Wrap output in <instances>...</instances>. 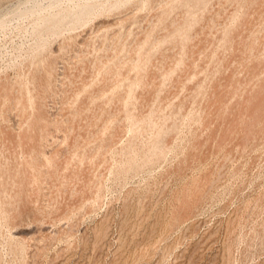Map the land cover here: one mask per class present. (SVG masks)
<instances>
[{"label":"rangeland","instance_id":"374dc122","mask_svg":"<svg viewBox=\"0 0 264 264\" xmlns=\"http://www.w3.org/2000/svg\"><path fill=\"white\" fill-rule=\"evenodd\" d=\"M118 1L0 0V264H264V0Z\"/></svg>","mask_w":264,"mask_h":264},{"label":"bare ground","instance_id":"6f19581e","mask_svg":"<svg viewBox=\"0 0 264 264\" xmlns=\"http://www.w3.org/2000/svg\"><path fill=\"white\" fill-rule=\"evenodd\" d=\"M46 1H48V5H45V2ZM62 0H27V2H30V3H32V5L30 6V7H28V8H26V9H21L19 12H17V14H19L20 16H23V17H25V16H27L28 14V12L30 13V15L32 16L33 14H36L37 15V18H36V20H35V22H34V27H35V29L37 28H41V36H40V38L43 40V39H45L44 37V28H46V27H49V25L54 21V20H56V21H54V23H53V26H55V25H57L59 22H61L65 17H67V18H69L70 20H69V22H68V24H71L72 23V21H75V20H77V22H79L78 20H82V18L83 17H85V16H87L88 14H90L91 12H93V10L95 9L93 6H94V4H92L93 6H91L90 4H88L87 2H85L84 4H81L82 2H81V0H66V2H67V8H65V10L63 9V10H61V11H58V12H52L53 10H52V8H54V7H59L58 5L60 4V2H61ZM87 1V0H86ZM89 1V0H88ZM91 1V0H90ZM110 1V0H109ZM119 1H121V0H119ZM118 1V2H119ZM130 1V0H129ZM132 1V0H131ZM133 1H135V0H133ZM163 1V0H162ZM26 2V1H25ZM63 2V1H62ZM61 2V3H62ZM65 2V3H66ZM101 2V1H100ZM105 2V1H104ZM116 2V1H115ZM125 2H126V0H125ZM125 2H123V4L125 3ZM128 2V1H127ZM148 2V1H147ZM146 2V3H147ZM24 3V2H23ZM108 3V2H107ZM106 3V4H107ZM122 3V2H121ZM130 3V2H129ZM141 3H142V1H141ZM144 3H145V1H144ZM25 4V3H24ZM113 4V3H112ZM114 4H116V3H114ZM118 4V3H117ZM128 4V3H127ZM173 4V3H172ZM61 5V4H60ZM63 5V4H62ZM97 5V4H96ZM99 5V4H98ZM109 5H110V3H109ZM133 5V4H132ZM131 5V6H132ZM143 5H145V4H143ZM207 5H208V3H207ZM23 6V5H22ZM21 6V7H22ZM114 6V5H113ZM119 6V5H118ZM262 6V5H261ZM26 7V6H25ZM96 7H99V6H96ZM111 7V6H110ZM110 7H108V8H110ZM126 7V6H125ZM146 7H148V5L146 6ZM176 7V6H175ZM205 7V6H204ZM104 8V7H103ZM119 8V7H118ZM62 9V8H61ZM98 9V8H97ZM107 9V8H106ZM111 9V8H110ZM109 9V10H110ZM115 9V8H114ZM117 9V8H116ZM52 10V11H51ZM100 10V9H99ZM112 10V9H111ZM154 10V9H153ZM167 10V9H166ZM196 10V9H195ZM16 11V10H15ZM18 11V10H17ZM48 11V12H47ZM102 11V10H101ZM105 11H108V10H105ZM113 11V10H112ZM117 11V10H116ZM237 11V10H236ZM118 12V11H117ZM153 12V11H152ZM196 12V11H195ZM99 13H101V12H99ZM111 13V12H110ZM113 13V12H112ZM166 13V12H165ZM10 14V13H9ZM16 14V13H15ZM102 14V13H101ZM193 14V13H192ZM35 15V16H36ZM93 15H94V13L92 14V17H93ZM10 16V15H9ZM96 16V15H95ZM170 16V15H169ZM2 17H4V16H2ZM8 17V16H7ZM89 17V16H88ZM125 17V16H124ZM5 18V17H4ZM10 18V17H9ZM74 18H75V20H74ZM97 18H98V16H97ZM172 18V17H171ZM13 19V18H12ZM18 19H19V17H18ZM23 19V18H22ZM25 19H27V18H25ZM29 19H30V17H29ZM89 19V18H88ZM11 20V19H10ZM15 20V19H14ZM28 20V19H27ZM81 20H80V22H81ZM84 20H86V21H88L87 20V18L86 19H83V21ZM90 20V19H89ZM5 21H9V19L7 20L6 18H5ZM66 21V20H65ZM92 21H94V20H92ZM170 21V20H169ZM64 22V21H63ZM76 22V21H75ZM115 22V21H114ZM120 22V21H119ZM7 23V22H6ZM11 22H9V24H10ZM257 23V22H256ZM2 24H4V23H2ZM67 24V23H66ZM67 24V25H68ZM79 24H81V23H79ZM85 25H86V23H84ZM89 24V23H88ZM5 25V24H4ZM73 25H75L74 23H73ZM1 26V25H0ZM59 26V25H58ZM64 26V25H63ZM69 26V25H68ZM76 26V25H75ZM57 26H55V28H56ZM83 27V26H82ZM85 27V26H84ZM0 28H2V27H0ZM6 28V27H5ZM33 28V27H32ZM51 27H49V29H50ZM54 28V27H53ZM165 28V27H164ZM2 29H4V28H2ZM58 29V28H57ZM65 29V28H64ZM67 29V28H66ZM69 29V28H68ZM53 30V29H52ZM56 30V29H55ZM59 30H60V28H59ZM61 30H62V28H61ZM61 30H60V32H61ZM47 31H49L48 30V28H47ZM50 31H51V29H50ZM64 31V30H63ZM76 31V30H75ZM38 32V31H37ZM59 32V31H58ZM47 33H49V32H47ZM53 33H54V30H53ZM250 33V32H249ZM55 34H56V32H55ZM54 34V36H56ZM47 35H49V34H47ZM51 35V34H50ZM176 35V34H175ZM209 36V35H208ZM184 37V36H183ZM203 37V36H202ZM40 38H39V40H40ZM47 39H49L48 37H46ZM149 38V37H148ZM34 39V38H33ZM39 40H37V41H39ZM148 40V39H147ZM196 40V39H195ZM45 41H46V39H45ZM44 43V42H43ZM48 43V42H47ZM162 43V42H161ZM42 44V43H41ZM43 45V44H42ZM46 45V44H45ZM33 46V45H32ZM36 46H38V45H36ZM46 47V46H45ZM65 47V46H64ZM41 48V47H40ZM37 50V49H36ZM41 50H44V48L43 49H41ZM34 52V51H33ZM46 52V51H45ZM37 54V53H36ZM141 54V53H140ZM28 55V54H27ZM40 55V54H39ZM29 56V55H28ZM31 56H32V54H31ZM39 57V56H38ZM31 58V57H30ZM59 58V57H58ZM27 59V58H26ZM32 59H33V57H32ZM39 59V58H38ZM100 59V58H99ZM35 60H37L36 58H35ZM24 61V60H23ZM28 61V60H27ZM33 61V60H32ZM46 61V60H45ZM100 61V60H99ZM143 61V60H142ZM180 61V60H179ZM31 62V61H30ZM43 62V61H42ZM24 63V62H23ZM33 63V62H32ZM36 63V62H35ZM38 63V62H37ZM37 63H36V65H37ZM137 63V62H136ZM15 65H17L16 63H14ZM22 64V63H21ZM122 64V63H121ZM132 64H133V62H132ZM23 65V64H22ZM34 66V65H33ZM43 66H44V64H43ZM45 66H46V64H45ZM51 66V65H50ZM131 66V65H130ZM181 66V65H180ZM25 67V66H24ZM23 68V67H22ZM40 68H41V66H40ZM47 69V68H46ZM82 69V68H81ZM139 69V68H138ZM28 70V69H27ZM32 70V69H31ZM20 71V70H19ZM88 71V70H87ZM130 71H132V70H130ZM21 72V71H20ZM44 72H45V70H44ZM26 73H27V71H26ZM52 72H50V74H51ZM79 73V72H78ZM21 74V73H20ZM20 74H18L19 76H20ZM34 75H35V73H33ZM109 75V74H108ZM144 75V74H143ZM26 76V75H25ZM36 76V75H35ZM79 76V75H78ZM21 77V76H20ZM27 77V76H26ZM38 77V76H37ZM88 77V76H87ZM116 77V76H115ZM24 78V77H23ZM51 78V77H50ZM113 78V77H112ZM33 79V78H32ZM46 79V78H45ZM58 79V78H57ZM30 80V79H29ZM37 80V79H36ZM164 80V79H163ZM24 81V80H23ZM64 81V80H63ZM37 82V81H36ZM49 82V81H48ZM17 84H18V82H16ZM30 83V82H29ZM135 83V82H134ZM38 84V83H37ZM36 84V85H37ZM26 85V84H25ZM31 85V84H30ZM34 85V84H33ZM100 85V84H99ZM24 86V85H23ZM38 86V85H37ZM51 86V85H50ZM53 86V85H52ZM33 87H35V86H33ZM54 87V86H53ZM71 88V87H70ZM52 89V88H51ZM135 89V88H134ZM30 90H31V88H30ZM40 90V89H39ZM53 90V89H52ZM34 91V90H33ZM99 91V90H98ZM27 92H29V91H27ZM46 93H47V91H45ZM45 92H44V95H45ZM21 93V92H20ZM31 93V92H30ZM37 93H38V91H37ZM72 93V92H71ZM216 93V92H215ZM21 95V94H20ZM30 95V94H29ZM34 95V94H33ZM32 95V96H33ZM42 95V94H41ZM76 95V94H75ZM0 96H2V95H0ZM7 96V95H6ZM25 96V95H24ZM3 97V96H2ZM1 97V98H2ZM20 97V96H19ZM39 97V96H38ZM54 97V96H53ZM22 98V97H21ZM133 98V97H132ZM5 99V98H4ZM41 99V98H40ZM44 99V98H43ZM66 99V98H65ZM30 100H31V97H30ZM87 100V99H86ZM89 100V99H88ZM131 100V99H130ZM36 101V100H35ZM48 101V100H47ZM25 102V101H24ZM32 102H33V98H32ZM32 102H31V104H32ZM131 104V103H130ZM32 106V105H31ZM30 106V107H31ZM34 106V105H33ZM32 106V107H33ZM64 106V105H63ZM128 106V105H127ZM39 107V106H38ZM97 108V107H96ZM103 109V108H102ZM134 109V108H133ZM34 110V109H33ZM32 110V111H33ZM100 110V109H99ZM110 110V109H109ZM89 111V110H88ZM142 111V110H141ZM36 112V111H35ZM110 112V111H109ZM19 113V112H18ZM47 113V112H46ZM134 113V112H133ZM96 114V113H95ZM151 115V114H150ZM9 116V115H8ZM30 116V115H29ZM131 116V115H130ZM93 117V116H92ZM137 117V116H136ZM1 118V117H0ZM150 118H152V117H150ZM78 121V120H77ZM132 121H134V120H132ZM5 122V121H4ZM55 122V121H54ZM60 122V121H59ZM150 122V121H149ZM56 123V122H55ZM51 124V123H50ZM136 124V123H135ZM149 124V123H148ZM153 125H155V124H153ZM136 127V126H135ZM139 127V126H138ZM141 127V126H140ZM154 127V126H153ZM26 128V127H25ZM51 129V128H50ZM82 129V128H81ZM133 129V128H132ZM25 130V129H24ZM166 130V129H165ZM112 132V131H111ZM157 132H158V130H157ZM158 134V133H157ZM156 135V134H155ZM27 138V137H26ZM78 140V139H77ZM11 142V141H10ZM47 142V141H46ZM28 143V142H27ZM158 143V142H157ZM1 145V144H0ZM156 146V145H155ZM40 147V146H39ZM72 147V146H71ZM3 148V147H2ZM41 148V147H40ZM75 148V147H74ZM153 148V147H152ZM155 148H157V147H155ZM155 150V149H154ZM2 151V150H1ZM34 152V151H33ZM71 152V151H70ZM1 153V152H0ZM7 156V155H6ZM45 156H47V155H45ZM4 157V156H3ZM8 158V157H7ZM100 158V157H99ZM5 159V158H4ZM9 159V158H8ZM49 159V158H48ZM76 160V159H75ZM8 161V160H7ZM7 161H6V164H7ZM99 161V160H98ZM40 162H41V160H40ZM1 164V163H0ZM46 164V163H45ZM41 165V164H40ZM5 166V165H4ZM26 166H28V165H26ZM30 166V165H29ZM76 166V165H75ZM1 167V166H0ZM6 167V166H5ZM4 167V168H5ZM24 168V167H23ZM75 168V167H74ZM39 169V168H38ZM50 169V168H49ZM73 170V169H72ZM33 171V170H32ZM50 171V170H49ZM29 174V173H28ZM76 174V173H75ZM82 177V176H81ZM89 177V176H88ZM47 179V178H46ZM78 180V179H77ZM44 181V180H43ZM48 181V180H47ZM64 182H66V181H64ZM1 183V182H0ZM3 186V185H2ZM30 186V185H29ZM28 186V187H29ZM38 187V186H37ZM80 187V186H79ZM36 189V188H35ZM21 193V192H20ZM39 193V192H38ZM29 195V194H28ZM29 198V197H28ZM15 199V198H14ZM11 201V200H10ZM64 201V200H63ZM27 202V201H26ZM10 203V202H9ZM54 209V208H53ZM43 210V209H42ZM4 211V210H3ZM42 213V212H41ZM1 215V214H0ZM48 215V214H47ZM4 217V216H3ZM29 217V216H28ZM36 218V217H35ZM34 221V220H33ZM4 223V222H3ZM8 223V222H7ZM2 224V223H1ZM5 224H6V222H5ZM13 224V223H12ZM103 231V230H102ZM100 235V234H99Z\"/></svg>","mask_w":264,"mask_h":264}]
</instances>
